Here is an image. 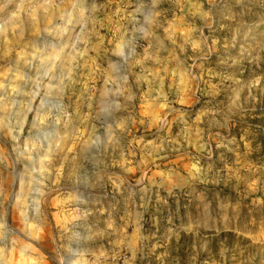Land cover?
<instances>
[{
    "label": "rangeland",
    "instance_id": "obj_1",
    "mask_svg": "<svg viewBox=\"0 0 264 264\" xmlns=\"http://www.w3.org/2000/svg\"><path fill=\"white\" fill-rule=\"evenodd\" d=\"M0 264H264V0H0Z\"/></svg>",
    "mask_w": 264,
    "mask_h": 264
}]
</instances>
